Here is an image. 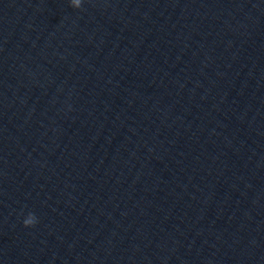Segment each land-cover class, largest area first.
Returning <instances> with one entry per match:
<instances>
[{"label": "water", "instance_id": "water-1", "mask_svg": "<svg viewBox=\"0 0 264 264\" xmlns=\"http://www.w3.org/2000/svg\"><path fill=\"white\" fill-rule=\"evenodd\" d=\"M0 264H264V0H0Z\"/></svg>", "mask_w": 264, "mask_h": 264}, {"label": "clouds", "instance_id": "clouds-1", "mask_svg": "<svg viewBox=\"0 0 264 264\" xmlns=\"http://www.w3.org/2000/svg\"><path fill=\"white\" fill-rule=\"evenodd\" d=\"M25 226H29L36 223V217L32 213H29L28 216L23 221Z\"/></svg>", "mask_w": 264, "mask_h": 264}]
</instances>
